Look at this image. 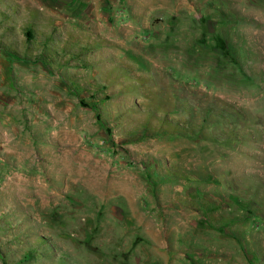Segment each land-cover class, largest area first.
<instances>
[{
    "label": "rangeland",
    "instance_id": "obj_1",
    "mask_svg": "<svg viewBox=\"0 0 264 264\" xmlns=\"http://www.w3.org/2000/svg\"><path fill=\"white\" fill-rule=\"evenodd\" d=\"M0 264H264V0H0Z\"/></svg>",
    "mask_w": 264,
    "mask_h": 264
},
{
    "label": "trees",
    "instance_id": "obj_2",
    "mask_svg": "<svg viewBox=\"0 0 264 264\" xmlns=\"http://www.w3.org/2000/svg\"><path fill=\"white\" fill-rule=\"evenodd\" d=\"M31 253H32V251H31ZM28 254H30V252Z\"/></svg>",
    "mask_w": 264,
    "mask_h": 264
}]
</instances>
